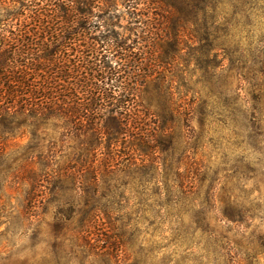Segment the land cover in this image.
<instances>
[{
	"label": "rangeland",
	"instance_id": "obj_1",
	"mask_svg": "<svg viewBox=\"0 0 264 264\" xmlns=\"http://www.w3.org/2000/svg\"><path fill=\"white\" fill-rule=\"evenodd\" d=\"M58 1L67 7L76 0ZM91 1L97 7L93 14L76 17L75 22L98 19L105 23V32L109 30L119 42L132 47L101 51L115 70L123 72L118 75L127 89L122 101L131 102L132 115L139 107L142 121L147 118L133 132L140 135L143 131L156 139L157 125L165 123L167 142L155 141L150 156L140 157L129 146L132 129L131 136L120 137L126 146H101L93 162L99 170L95 176L79 174L84 168L72 162L67 166L75 174L64 176L59 168H64L65 158L60 157L74 153L79 144L72 130L67 135L68 129L62 128L67 120H49L36 129L34 121L24 119L12 135L0 128V264H152L159 245L155 241L142 244L141 238L151 240L167 229L163 221L157 223L145 215L153 207L149 201L175 209L169 216L188 217L187 224L181 221L174 229L168 225L172 252L161 264H203L198 256L176 258L178 248L186 252L201 244L214 264H264V48L241 51L228 40L232 28L252 23L243 13L256 0H216V9L205 19L223 43L213 51L208 41L200 40L202 31L198 41L192 37L194 24L180 30L181 49L152 46L153 21L162 15L154 0ZM55 2L0 0V53L12 54L9 65L15 68L0 78L1 104L12 101L7 92L17 82L15 77L27 86L46 78L23 76L21 67L40 64L38 58L44 52L41 46L23 47V40L36 35L42 45L50 42L49 31L56 37L68 27L66 33L74 32L72 20L67 25L54 13L42 12L55 9ZM226 7L230 13L220 20ZM98 9L99 18L95 17ZM173 12L165 13L168 23ZM77 37L72 48L52 49L54 70L66 71L54 74L63 87L58 88L59 115L65 113L62 103L73 82L68 71L89 54V49H78ZM26 90L20 88L19 95L28 101ZM77 96L81 98L82 93ZM158 103L166 107L161 122ZM112 116L119 119L118 113ZM206 145L219 157L218 162L213 163L211 154L204 152ZM144 160L147 167L152 164L142 172ZM102 164L106 172L110 166V173L100 172ZM18 167L21 173L16 178ZM161 191L163 200L159 199ZM130 206L133 211H126ZM142 223L146 226L141 227ZM17 240L16 252L4 255L5 247Z\"/></svg>",
	"mask_w": 264,
	"mask_h": 264
},
{
	"label": "trees",
	"instance_id": "obj_2",
	"mask_svg": "<svg viewBox=\"0 0 264 264\" xmlns=\"http://www.w3.org/2000/svg\"><path fill=\"white\" fill-rule=\"evenodd\" d=\"M154 1L155 4L161 8L162 15L158 16L156 19L154 18V27L152 24L153 29H156V33H154L155 39L152 41V46L154 44L158 49H181L180 30H183L186 26L188 27L191 24H194L196 29H194V32L192 31V37L196 41H198L199 33L202 31L204 35H202L203 38H200V40L202 42L208 41L209 49H212L213 51L221 48L220 46H222L223 43H220V37L215 35L213 32L214 27L209 25L205 20L209 11L213 8V10L216 9V0ZM63 3L64 2L59 3V1L56 0L53 5L55 9L49 11V9L44 10L45 8H43L41 10L47 14L49 12L54 13L58 20L61 19L64 22H67V25L70 24V20H72V26L74 27L72 31L74 32L72 34L66 33L70 28L68 27L66 31L61 29L63 31L61 37L60 35L56 37V34L49 31L48 38L50 39V42L48 40L42 45L39 43L41 37L36 38V35L32 38H26L27 40L25 41L23 40V47L35 49L36 47L40 48L41 46V49H44L43 56L38 58V63L41 62L40 64L32 63L30 66L26 65L23 66V68L21 67V71L24 74L23 76L30 78H41L46 76V78H41L36 84L31 81V84L27 86L25 83L20 82L21 80H19V77H15L17 82L15 81L14 83H11V87L8 88L7 92L12 101L8 104H1L0 101V128L2 130L6 129L7 131L5 132L12 135L18 130V128H20L24 119L34 121V127H36V129L38 126L43 125L49 120H55L56 118H63L65 121L67 120V125H65L66 128L65 126L62 128L64 130L68 129L67 135L72 130L75 133L76 138L79 140V144L75 148L74 153L67 152L64 157H60V159L65 158V160L64 168H59V172L64 176L73 173L75 174V172L72 173L70 167L67 166L72 162L79 163L81 167L84 168V171H78L79 174L84 173V177L87 174L95 176L99 170L98 166H96V169L94 168L93 162L95 163L99 157L101 146L105 145L107 149L111 146L116 148H120V145L126 146V142H122L120 137L123 138L127 133L128 136H131L130 130L133 129V134L135 128H140L142 123L147 122V118L145 119L144 117V121H142L143 116L142 114H139V107H137V111L133 110L134 115H132L131 107L133 106L130 105L131 102L126 100L122 101L123 94L127 89L125 87L126 83L120 82L118 75L121 76L123 72L122 70L119 72L115 70L110 63L111 60L107 59L105 55L103 56V51H101L102 49H109V51L112 49H132V47L119 42L118 38L111 34L112 32L110 33L109 30L105 32V29L107 28L103 27L106 26L104 25L105 23L101 24V21L98 19L95 23L86 19H84L83 22H75L76 17L78 18L82 15L87 18L88 15L93 14L95 8H97L93 1H71L68 2L67 7L64 6L65 4ZM81 5L88 9L84 10ZM46 6L48 7L47 4ZM171 9L174 11V16L168 23L165 13H168ZM41 10H39L40 13H42ZM100 12L101 10L98 9L95 17L99 18L98 15ZM77 36L80 38V40L76 39V42L79 40V45H77L78 49H89V54L82 57L83 60L81 61L80 59L78 64H74L71 70L68 71L72 74V78H69L72 79L73 82L70 85V97L64 96L66 99L62 103V108H64L62 110L65 112L63 113V116L58 113L59 99L57 97L61 96L59 90L63 87H61V85L55 80L56 78H54V74L55 71L63 72L64 69L58 68L57 70H54V64L52 63L54 51L52 49H69L70 46L72 48L73 43H75V38H78ZM17 49L19 48L17 47ZM78 52L83 55L85 53L82 51ZM10 55H7L6 52L0 53V78L10 74L9 70L15 69L13 66L9 65L11 63L10 60H13L12 54ZM19 71L17 72L18 74ZM64 72L66 73L65 70ZM17 73L15 72L14 74L16 75ZM262 74H264V71ZM23 87H26L27 89L28 101L23 99L24 95H19L21 92L20 88L23 89ZM78 91L82 93L81 98H78L77 96V93H79ZM121 91L122 94H117ZM158 104L160 111L162 109L161 114H157L161 122L164 120L165 116L163 115L166 113L164 110L166 107L162 106V104L160 105V103ZM150 106L151 105L148 107ZM112 113H118L119 119L113 117ZM147 116L148 115H146V117ZM68 121L70 122L71 127L68 124ZM136 130L141 131V129ZM157 130L159 133H156V139L145 132L143 133V131L140 135L134 133L132 141L129 143L130 148L139 152L140 157H149L151 150L153 151L156 147L153 145L155 141L159 145L163 142H167V140L165 141L164 139L166 134L165 130H167L166 124L159 123V125H157ZM8 156L10 157L11 155ZM0 158H2V154L0 155ZM54 158H59V156L56 155ZM149 164L151 165L152 161ZM141 165L142 168L140 167V171L142 172L150 169V165L148 167L146 166L147 164H145V160ZM102 166L103 169L100 172L105 174L106 170L104 169L103 164ZM109 167L110 166H108V173H110ZM111 172L112 174L115 173L114 171ZM20 173L21 168L18 167V169H16L15 177L18 178Z\"/></svg>",
	"mask_w": 264,
	"mask_h": 264
},
{
	"label": "clouds",
	"instance_id": "obj_3",
	"mask_svg": "<svg viewBox=\"0 0 264 264\" xmlns=\"http://www.w3.org/2000/svg\"><path fill=\"white\" fill-rule=\"evenodd\" d=\"M230 9L225 8V11L222 13L220 20H223L225 16L229 15ZM243 15H247L249 19L252 21L250 25L247 27L237 26L232 28L230 34L228 36V40L238 45L241 51H244L250 47L252 48H264V0H256L255 6L246 10ZM218 20V23L220 22ZM194 79V78H193ZM204 152L211 154V160L213 163L218 162L219 157L211 152L210 146L206 145L204 148ZM254 159V157H252ZM248 185H245L247 187ZM219 186H217L218 188ZM164 193L161 191V195L159 197L160 200H163ZM149 203L153 204L152 210L149 213H145L148 215L149 219H155L157 223L163 221L164 228L167 230L159 231L157 236H154L149 240L146 236L141 238V243L143 244L145 241L151 243L152 241L157 242L159 245L157 250H155L152 254V264H161L162 258L165 257L167 253L172 252V246H170V232L168 229V225L171 224L172 228H176L181 221L185 224L188 223V217L180 214V215H171L169 216V212L175 213V209H169L166 207H162L159 204L153 203L149 201ZM126 211H133V207L130 206ZM251 223L256 224L259 221H251ZM219 224H223V220L219 221ZM141 227H145L143 223L140 225ZM2 230V227H0ZM165 237H169V239H165ZM147 246V245H145ZM167 246V247H166ZM20 247V241L17 240L11 247L6 246L4 250V255H8V253L16 252V250ZM181 254H186L189 256H198L200 261H203V264H214L213 258L211 255L205 256L203 253L202 244L197 246L193 245L191 248H187L185 252L184 248H178L176 258H178Z\"/></svg>",
	"mask_w": 264,
	"mask_h": 264
}]
</instances>
